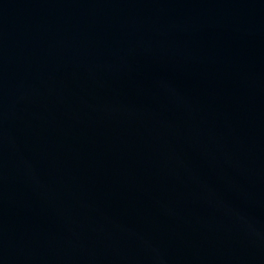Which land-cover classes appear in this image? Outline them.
<instances>
[{
    "label": "water",
    "instance_id": "1",
    "mask_svg": "<svg viewBox=\"0 0 264 264\" xmlns=\"http://www.w3.org/2000/svg\"><path fill=\"white\" fill-rule=\"evenodd\" d=\"M0 264H264V0H0Z\"/></svg>",
    "mask_w": 264,
    "mask_h": 264
}]
</instances>
